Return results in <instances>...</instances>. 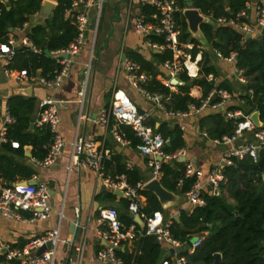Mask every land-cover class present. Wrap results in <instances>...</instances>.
I'll list each match as a JSON object with an SVG mask.
<instances>
[{"label":"crops","instance_id":"obj_1","mask_svg":"<svg viewBox=\"0 0 264 264\" xmlns=\"http://www.w3.org/2000/svg\"><path fill=\"white\" fill-rule=\"evenodd\" d=\"M44 1L45 0H43V2ZM48 1L54 3L55 7L58 4V0ZM77 2H79V0H74L72 5L74 7L73 9L80 13V8L84 6L85 10L81 12L88 18V25L83 32L81 50L77 55L71 56L72 61L68 73L60 86L54 88L44 85L41 81L43 77L40 69L37 70V73L33 76L35 79L27 78L21 82L17 81L6 74L4 69L5 58L0 57V111H5L7 107L9 109L7 101L8 98L14 94L33 97L36 101V107L31 115V124L29 127V131L32 132L35 127L40 126L39 121L43 110L41 106L42 100L53 98L56 100L60 115L58 131L64 139V147L57 161L49 166H42L35 161L37 158L33 156L32 145H25L24 154L18 155L15 152L5 150L2 147L4 143L0 144V154H7L13 157L17 162L32 169V175L29 179L22 177L21 174H16L15 180H7L0 177V182L4 185H11L15 182H35V184L42 183L48 185L50 188L49 203L52 209L50 216L47 218L35 220H29L31 214L29 212H23V216L28 218L26 221L5 217L0 214V241L3 245L10 248L24 249L32 239L42 237L50 230L59 228L61 240L57 246L55 264H64L69 261L77 264H100L98 252L107 245L106 240H104L100 234L101 230L106 229L99 223L102 209L114 207L117 209L119 218L125 225L129 224L126 223V221L132 219L133 223L131 224H136L142 229V227L135 222L134 214L129 210L131 199L126 195L120 196L115 194L116 189L110 185V180L120 181L122 178L121 176L124 174L128 184L135 186L139 182L147 184L152 178V170L148 166V156L143 155L138 149L139 144H134L121 130L122 125H129H119L120 131L125 135V139L129 141L128 144L123 145L113 134V118L108 126L100 123L102 110L110 108L117 92L122 91L127 94L141 113H147L149 117L147 123L153 126L155 130L165 122L171 126L179 127L182 131L185 146L174 152L167 153H175L183 149L185 155L165 163H172L175 160L184 163L185 176L187 164H192L203 172L201 182L204 184L202 189L205 199L204 205H206L207 194L219 196L223 193L221 191V186L227 180L226 168L234 164V162L231 165L223 164L222 159L224 156L228 154L232 148L243 143L254 142L255 139L251 134H245L235 144L216 143L213 141L214 139L209 137L207 129L200 127L199 122L201 117L218 112L226 116V112L229 110H242L245 114L252 116L254 112L258 111L260 113V111L254 110L253 112H248L249 107L240 99V96L246 94L248 88L250 89L249 85H251V78L246 75L245 71L242 75L247 77V82L245 83L240 79L241 74L238 73L237 70L243 68L238 67L237 53L235 61L227 59L232 53L228 56L222 54L223 57H219L216 51L220 50L215 49L208 40L210 49H207L198 39L199 44L193 42L191 40L193 37L192 34V37H184L181 26L182 39L185 42L193 43L195 46L194 49L188 48L187 54H192L193 59V51L196 49L199 50L198 54H202V50H205L211 55L212 63L216 66L218 74H209L207 80L214 82L215 85L225 81L228 82L232 87V91L226 88L222 89L230 92L232 100L224 108L218 110L213 109L211 106H206L201 109L199 108L200 106H196L195 104H189L188 110L186 111L166 109L165 105L162 103L164 96L155 93L162 97L161 101L157 102L153 99V95L155 94H150L146 89L152 78L157 79L164 85V80L169 77V72L164 66V62L167 59L161 62L157 56L164 50L153 48L150 45L149 42H156L151 41L147 36L155 35V32H149L147 35H144L138 33L134 26L139 18L143 19L144 22L154 23L153 14L156 12V8L150 4L144 3L142 0H97V4L92 6L81 4L78 8L75 6ZM182 2L185 8L189 7L186 0H182ZM147 5L154 8V12L149 15H147L144 10V7L147 8ZM55 7L52 9L50 17L45 18L43 23L34 22L38 12L30 17L29 22H27L23 28L13 29L9 37L16 38L18 44H20L22 38L29 36L33 27L39 24L46 25L47 20L53 15ZM193 7L197 8L195 6ZM257 7H264V0H247L246 8L241 10L245 11L247 14L244 20L253 29V32L250 33L254 35L253 38H258L257 36L259 35L262 37V31L264 29V27H260L257 22ZM181 14L185 17L184 12ZM67 15H71V20H74V14L67 12ZM208 17L213 19L217 26H219L221 25V23L218 22L219 18H232L235 17V14L231 16L222 15L217 19H214L212 16ZM185 20L187 22L186 17ZM177 22L180 25L178 16ZM75 23L77 25V17L75 18ZM47 29L49 30V28ZM238 31L243 34L245 40L252 39L246 38L248 32ZM156 35L161 36L159 34ZM56 51L51 52L56 55ZM135 56H142L150 62L155 67L154 71L156 75L154 76L151 72L143 69ZM54 59L60 61L61 58ZM192 59L188 61V64L194 74L191 76L187 73V75L191 79H194L199 75L200 65L198 62L195 63L196 61L194 62V59ZM126 60L137 62L140 66L139 71L147 75V80L141 82V86L147 91V95L132 84L131 78L125 69ZM210 75L213 76V80H209ZM179 77L182 79L181 75ZM184 84L185 81L182 79L180 84L175 85V89H170V91L177 92L178 86ZM19 89H27L26 94L17 93ZM194 92L195 91L192 90L191 95ZM169 97L170 96H167L166 100H169ZM193 106H196V109H193ZM233 107L234 109H231ZM261 122L263 125L261 127H264L262 118ZM13 124H11L9 128ZM32 124L33 127H31ZM204 133H206L207 136ZM78 137H83L87 140H95L101 149L108 150L111 153L110 158L104 161L101 171L90 167L72 165L73 145ZM13 141L15 140H11V143ZM181 157H185L186 160H182ZM107 162L111 163L108 168L106 166ZM215 168H218L224 175V180L217 188L213 187L208 182L210 172ZM126 170L136 171L141 176V179L135 184L131 183L128 180V174L125 172ZM162 174L163 172L161 171V176L158 178L160 181ZM188 177H195L194 184L196 183V176ZM182 182L183 181L180 179L179 187L182 185ZM194 184L186 193L175 192L168 189L176 195L177 200L168 202L167 204H163L159 197L153 192L163 207V211H158L163 214L166 221H170V225L172 219L176 220V216H178L180 220L181 210L185 209L191 211L195 206H204L193 204L189 200L188 193L193 188ZM144 186L145 185H143L141 189H144ZM224 194L227 196L226 193ZM141 195L143 197L141 211L151 214L145 211L148 203L147 197L142 193ZM209 226H211V224H209ZM207 235L208 232H195L191 236L190 243H182L180 241L182 243V247L180 248L182 250H180V252L182 253L187 250L193 252L196 249H193V243L199 239H202L203 242ZM139 238L131 242H125L120 250L117 251V255L122 258L119 252H134L136 249V242ZM157 241L162 248V263L165 259L173 256L174 251L168 247L166 243L158 239ZM38 250L39 249H32L23 257L11 261L2 262L0 260V264H21V261L24 259L38 256Z\"/></svg>","mask_w":264,"mask_h":264},{"label":"trees","instance_id":"obj_2","mask_svg":"<svg viewBox=\"0 0 264 264\" xmlns=\"http://www.w3.org/2000/svg\"><path fill=\"white\" fill-rule=\"evenodd\" d=\"M73 2L74 0H58L46 25H36L29 33L28 37L37 47V51L26 46L18 47L7 68L26 70L29 77L35 76L40 69L43 78H54L61 64L47 56L45 49L56 51L67 48L77 37L75 18L78 12L73 9ZM246 2L247 0H194V6L204 15L217 19L222 15H236L246 8ZM42 3L43 0H0V44L8 41L10 28H23L30 17L41 10ZM144 10L147 15L154 12V8L149 5L147 8L144 7ZM67 12L75 15L74 20H71V15H67ZM177 16L184 37H190L185 17L181 13ZM201 30L210 44L223 55L237 53L238 67L243 68L246 75L251 78L249 86L253 89V94L248 92V88L240 99L249 107L248 112L259 110L264 121V29L261 38L246 40L240 31L230 25L221 24L214 27L207 22L201 25ZM147 38L160 44L165 42L163 37L156 34ZM191 40L199 44L197 39L192 37ZM198 51L196 49L193 51V59L200 65L198 77L191 79L187 73H182L181 77L185 84L178 86L177 92L170 91L155 78L149 81L147 91L150 94H162L164 96L162 103L166 109L186 111L189 104L200 106L214 87L232 91L231 85L226 81L215 85L214 82L207 80L209 74L217 75L218 70L207 51L202 50V54H198ZM157 56L163 62L172 54L164 50ZM135 58L143 69L156 75L155 67L150 62L142 56ZM192 90L196 93L191 95ZM167 96H170L169 100H166ZM217 100L219 96H215L212 102ZM7 104L16 121L7 132L9 142L4 143L2 147L23 155L24 146L29 144L33 146V156L43 159L48 151L45 146L50 145L53 134L47 125L37 126L32 132L29 131L31 115L36 107L35 99L14 94L8 98ZM239 120L241 119L228 118L218 112L202 116L199 123L201 128L207 129L210 138L221 139L225 135L233 134ZM121 130L134 144L140 143V139L130 126L122 125ZM157 131L166 139L164 152H174L185 146L182 131L178 126H171L165 122ZM11 140L17 141L19 147H13ZM110 164L106 163L107 168ZM125 172L133 184L141 179L136 171ZM162 172L161 183L171 191L186 193L195 182V177L185 176V164L176 160L172 163L164 162ZM225 172L227 180L221 186L223 192L221 195L207 194L206 205L195 206L191 211L183 209L180 211L179 221L172 219L170 225L172 236L182 243H190L195 232H208L202 244L193 252L187 250L181 253L187 258L186 264H214V254L217 252L222 255L221 264H264V152H261L257 161L249 156L235 159L234 164L227 167ZM16 174L29 179L32 169L7 154H0V177L15 180ZM180 179L183 182L179 187ZM140 192L147 197L145 211L148 213L163 211L153 192L145 189H140ZM126 223L131 224L133 220L129 219ZM119 255L127 264H161L162 248L154 235H144L137 240L134 252L123 251L119 252Z\"/></svg>","mask_w":264,"mask_h":264},{"label":"built area","instance_id":"obj_3","mask_svg":"<svg viewBox=\"0 0 264 264\" xmlns=\"http://www.w3.org/2000/svg\"><path fill=\"white\" fill-rule=\"evenodd\" d=\"M144 3L150 4L156 8V12L153 14L155 20L154 23L144 22L139 18L134 26L138 33L147 35L149 32H155L164 38V43H152L149 42L153 48L161 50H169L172 54L164 62V66L169 72V77L164 80V85L171 90L175 89V84L172 79L177 78L182 72H186L189 75H193L191 67L188 61L192 59V54H187V49H194L193 43L185 42L182 39V31L180 25L177 22V14L184 12L186 9L182 5V0H142ZM92 6L97 4V0H79L75 3L78 8L79 5ZM76 8V9H77ZM257 22L260 27H264V7L256 8ZM247 14L245 11H241L232 18H219L218 22L221 24L230 25L237 30L252 33L253 29L244 20ZM88 25V18L83 12L77 14V26L79 34L74 41H72L67 48L58 50L55 53H67L68 58H61L60 69L56 72V75L52 79L41 78L44 85L48 87H58L61 85L64 77L67 75L70 64L71 56L77 55L83 43V32ZM26 46L34 51H37V47L29 37L21 39L18 44L16 38L9 37L7 42L0 44V57L5 58V72L9 77L14 78L17 81H23L29 77L26 70H10L7 66L10 64L13 56L15 55L18 47ZM219 57H223L220 51H216ZM230 61L236 60V53L233 52L228 58ZM193 60V59H192ZM197 63V60H193ZM125 69L128 72L132 84L141 89L146 95L147 91L141 86V82L147 80V75L140 72V66L137 62L132 60L125 61ZM238 73L241 74L240 79L243 82H247V77L242 75L245 70L238 69ZM209 80H213V76H209ZM121 92V91H120ZM117 92L114 97V101L110 108L103 109L100 116V123L108 126L113 118L112 131L115 138L126 145L129 143L125 139V135L120 131V124H127L133 128L136 136L140 139L138 145L139 151L148 156V166L152 170L151 180L158 179L161 176L162 165L164 162L172 160L174 158L185 155L183 149L178 150L175 153H166L163 151V146L166 143V139L163 134L153 128V126L147 123V113H141L136 104L131 98L123 93ZM250 94H253V89H249ZM215 96H219V100L212 102ZM161 95H153V99L157 102L161 101ZM232 100L230 92L218 89L214 87L209 93L208 97L202 101L199 108L211 106L213 109L218 110L224 108ZM43 108L40 116V126L47 125L52 134L53 140L50 145L45 146L48 151L43 159L35 160L42 166H49L55 163L64 147V139L58 131L60 122V115L56 105V100L53 98L43 99L41 102ZM196 109V106L192 107ZM228 118H236L239 120L237 127L232 135H225L221 139H214L216 143L235 144L245 134H251L255 139L254 142H247L240 144L237 147L231 149V151L224 156L222 163L231 165L235 158H244L246 156L251 157L253 160H258L260 153L264 152V127H257L254 121L251 119V115L245 114L242 110H229L226 112ZM16 121L14 115L9 111L8 107L5 111H0V144L9 142L7 137L8 128ZM206 136L207 134L204 133ZM13 147H19L17 141L12 142ZM110 152L108 150L101 149L95 140H87L83 137H78L74 141L72 165L90 167L95 170L101 171L104 161L110 158ZM186 176H196L197 180L193 188L189 191V200L193 204L204 205L205 199L203 197V186L201 177L203 172L197 169L192 164L186 165ZM120 181L110 180V185L115 189L123 190L127 197L131 199L129 204V210L135 215L139 214L143 219L145 226L141 229L136 224L129 226L125 225L119 218V213L114 207H107L101 210L99 223L106 229L101 230L100 234L107 245L105 248L99 250L98 258L100 264H126L122 258L117 255V251L125 242H131L143 235H154L159 241L167 244L174 251V255L162 261L161 264H186L187 258L181 254L180 248L182 243L180 240L174 238L170 231V221H166L163 214L159 211L147 214L141 211V203L143 197L140 193V189L143 187V183L139 182L135 186H131L126 181V177L123 174ZM150 180V181H151ZM224 180V175L218 168L211 170L208 182L215 188L220 186V183ZM50 188L46 184H31L23 182H15L11 185H4L0 182V214L19 220L26 221L28 218L23 216V212H29L31 217L29 220L44 219L50 216L51 206L49 203ZM60 230L59 228L50 230L46 235L37 237L29 241L24 249H15L5 246L0 241V259L2 262L11 261L16 258H21L25 254L29 253L32 249H39L42 246H46V249L39 256H33L21 261V264H55L57 246L60 242ZM202 243V239L193 243V249L197 248ZM64 264H77L74 262H65Z\"/></svg>","mask_w":264,"mask_h":264},{"label":"water","instance_id":"obj_4","mask_svg":"<svg viewBox=\"0 0 264 264\" xmlns=\"http://www.w3.org/2000/svg\"><path fill=\"white\" fill-rule=\"evenodd\" d=\"M187 4H188V8H186L184 10V15L187 19L188 22V30L189 32L192 34V36L198 40H200L202 43H206L208 42L207 39L205 38V36L203 35V32L201 30V24L204 22H208L210 24H212L213 26H217V24L215 23V21L211 18H209L208 16L202 14L200 12L199 9L194 8V2L193 0H186ZM55 7V4L45 0L42 3V7L41 10L39 11V13L37 14V17L34 19V22H40L43 23L44 19L47 17H50L52 9ZM81 11H84L85 8L84 6L80 8ZM13 28H10V31H12ZM254 35L247 33L246 34V38H253ZM258 38H261V35L257 36ZM45 53L49 56V57H54V58H68V54L67 53H60V54H56L54 55L49 49H45ZM182 81V79L180 77L174 78L172 79V82L175 85L180 84V82ZM27 89H19L17 91V93L19 94H26ZM120 94L122 95L123 92L121 91ZM251 119L254 121V123L261 127L262 122H261V118H260V113L258 111L254 112L251 116ZM31 127H33V124L31 125ZM182 160H186L185 157H181ZM29 183H33L35 184V182H29ZM144 189H147L149 191L154 192L160 199V201L163 204H167L168 202L171 201H176L177 197L175 194H173L172 192H170L168 189H166L161 181L159 179H154L151 180L150 182H148L147 184H145ZM115 194H118L120 196H124L126 195L125 192L123 190H115ZM134 219L135 222L138 223L142 228L145 226V223L143 221V219L140 217L139 214H135L134 215ZM176 220H179V217L176 216L175 217ZM107 243V242H106ZM46 249V246H42L41 248H39L37 255H41V253ZM182 250V249H179ZM222 263V256L220 253H216L215 254V264H221Z\"/></svg>","mask_w":264,"mask_h":264},{"label":"rangeland","instance_id":"obj_5","mask_svg":"<svg viewBox=\"0 0 264 264\" xmlns=\"http://www.w3.org/2000/svg\"><path fill=\"white\" fill-rule=\"evenodd\" d=\"M203 45L206 46L207 49H210V44L208 42H206V43L204 42Z\"/></svg>","mask_w":264,"mask_h":264}]
</instances>
